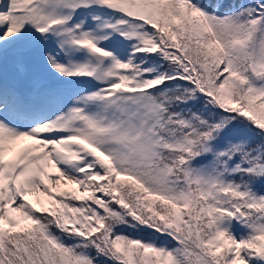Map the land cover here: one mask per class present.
Instances as JSON below:
<instances>
[{
    "label": "snow or ice",
    "instance_id": "6c2138e0",
    "mask_svg": "<svg viewBox=\"0 0 264 264\" xmlns=\"http://www.w3.org/2000/svg\"><path fill=\"white\" fill-rule=\"evenodd\" d=\"M0 264H264V0H0Z\"/></svg>",
    "mask_w": 264,
    "mask_h": 264
}]
</instances>
